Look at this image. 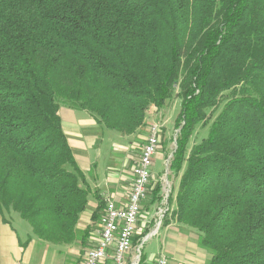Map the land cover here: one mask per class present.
<instances>
[{
    "label": "trees",
    "instance_id": "obj_1",
    "mask_svg": "<svg viewBox=\"0 0 264 264\" xmlns=\"http://www.w3.org/2000/svg\"><path fill=\"white\" fill-rule=\"evenodd\" d=\"M174 97L162 224L196 230L206 264H264V0H0V215L46 243L84 242L91 191L59 107L132 135ZM148 193L159 202L160 182Z\"/></svg>",
    "mask_w": 264,
    "mask_h": 264
},
{
    "label": "crops",
    "instance_id": "obj_2",
    "mask_svg": "<svg viewBox=\"0 0 264 264\" xmlns=\"http://www.w3.org/2000/svg\"><path fill=\"white\" fill-rule=\"evenodd\" d=\"M58 112L61 118L62 128L67 136L70 148L72 149L77 164L86 175L87 183L91 191L87 207L82 212V214L85 212L88 214L87 221L89 220L90 224L86 225L87 227H92L96 223L97 226H99V230L96 232V235H93V233L91 232V234H88L87 237L88 246H93L97 242V238L99 239L104 217L103 207H101L96 221H93L91 217L92 212L98 207V200L95 197L94 193L96 195L99 194L102 196V198L104 199V204L106 198H109L112 199L117 206H125L128 201V194L130 192L133 179L131 168L136 163L139 156L133 161V163L123 160L119 165L115 164L108 166L107 169L109 170L107 171L106 175L101 176L102 174L100 175V173L96 170L97 162L95 160H92L90 157V152L92 149H94V142L100 136V134L98 135L96 127L97 122L91 116H89L88 118L86 115H78L73 109L70 108L60 107ZM147 120L150 125L154 123L152 118ZM119 148L126 149L127 146L120 145ZM160 148H162V145H160ZM157 154L163 155L160 152ZM151 166V183L153 186L156 182H161L160 178L163 177V173H155L154 171H152ZM92 168V175H88V172L91 171ZM171 179L173 181L176 180L178 183V178H174L173 176H171ZM176 188H173L172 186V192L174 191V194ZM154 205L155 203H151L150 207L154 209ZM173 207L174 204L169 207L170 210ZM151 208L148 210L142 209L139 215L140 218L145 217L144 220L146 226H144V228H146L147 223H149L154 218L153 215L155 214V211H153ZM193 230L194 229L186 227L184 225H179L173 220H169L168 223L161 224L158 227L156 233H154V236H158V238L161 239L162 245L160 248V253L166 256L167 264H206L208 262L209 258L211 257V253L210 251H208L209 249L201 245L200 236L196 233V230H194L195 232ZM152 231L150 230L148 231V233H152ZM29 237L31 238L28 243H26L28 238L24 242H21L15 232L10 228L8 222L2 219L0 216V263L43 264V262L45 261L46 263L44 264H65L66 261L70 260L66 252H71L70 249L72 247H70V249H67L70 251L66 252L62 250L63 248H52L54 250L50 251V247L48 244L44 245V243L37 239L35 236ZM81 243L84 244L85 241ZM137 246L138 244L133 245L132 251L129 256L130 258L133 257V250H136ZM74 254H72V256L76 257L78 262L81 251H76V254H78L77 256ZM39 260L40 262H38ZM154 260L155 257L153 258V260H147L144 257L145 264H152ZM110 263L111 260L107 259L106 264Z\"/></svg>",
    "mask_w": 264,
    "mask_h": 264
},
{
    "label": "rangeland",
    "instance_id": "obj_3",
    "mask_svg": "<svg viewBox=\"0 0 264 264\" xmlns=\"http://www.w3.org/2000/svg\"><path fill=\"white\" fill-rule=\"evenodd\" d=\"M60 107L68 108L65 105H61ZM74 111L78 115L79 114L80 115H86L88 118L90 116L84 110H74ZM178 111H179V99L174 97L171 100H169L167 102V104L165 105V107L162 108L161 110L157 111L155 108H153V110L148 112V117L149 116L150 117L149 118L147 117V119L152 118L154 123H161L162 124L161 130H160V139H159V143H160V145H162V148H160V146L158 147V149H157V151L153 157L151 169H152V171H154L157 174L163 173V175H162L163 177L160 178V180H161V182H160V184H161V200L159 202L155 203L154 209L151 208L150 207L151 198H150V195L147 191L146 198L142 202L143 206H141V209H140V213H141L142 209L148 210L151 208L153 211H155V214L153 215L154 218L151 220L152 222L150 221L149 222L150 224L147 223V227H148L147 230L148 231L153 230L152 234L148 238H144L146 235L141 238L142 245L139 249L140 253H142L147 260H150V259L153 260V258L154 257L156 258L161 251V249H160L161 245H162L161 239H159L158 236H154V233H156L158 227L162 224V219H163L164 213L168 209H170L169 208L170 205L168 204V196L170 195L171 190L168 192V195L166 196L167 193L164 190V186H165V189H167V183H168L170 185V189H172V186H173V188L177 187V181L176 180L173 181L171 179V176H173V174L169 171L168 164H169V159L171 157L170 154L175 147L174 138H175L177 129L174 126V119H175ZM147 119H146V124L140 130L136 131L132 135H124V134H121L120 132H118L116 130H112V129L102 127L96 123L97 125H99V126L96 125V127H97V131H98V135L100 134V136L94 142V146H93L94 149L91 150L90 157L92 160H95L97 162L96 170L100 173V175L102 174L101 176L106 175L107 171L109 170V169H107L108 166L115 165V164L119 165L123 160H126L127 162L129 161V162L133 163V161L139 156V152H140V150H141V148H142V146L146 140V137L149 133L150 126L152 125V124L150 125L147 122L148 121ZM100 127H102V128H100ZM100 129H101V132H100ZM207 132H208L207 126L198 127L192 135V138L190 140V145L194 142L200 141L203 137H205L207 135ZM120 145H125V146H127V148L121 149V148H119ZM159 152L162 153L163 155L157 154ZM165 160H166V163H165ZM92 171H93V168H92ZM171 180H172V182H171ZM149 181L150 182H149L148 188H150L151 184H152L151 183V172H150ZM166 181H167V183H166ZM171 184H172V186H171ZM171 195L174 196V191L172 192ZM148 205H149V207H148ZM140 213H139V215H140ZM87 216H88V214L86 212L81 214L80 220L76 226V230L78 233L83 234V231L87 227L86 225L90 224L89 220L87 221V218H88ZM1 218L6 219L10 228L15 232V234L21 240V242H24L29 236L34 237L29 222L27 220L21 218L17 212L12 211V210L4 211ZM144 219H145V217H143V218L139 217L138 218V221H137L138 232L145 230L144 226H146L145 225L146 223H145ZM93 226L89 230V235L91 234V232L93 233V235H96V232L99 230V226H97V223L94 224ZM196 233L199 235L198 232H196ZM81 242L82 241H80V237H79L76 240V242L68 244V245L50 244V243H46V242H43V243H44V245L45 244L49 245L50 251L54 250L55 248H57V249L63 248L62 250L65 252L71 250V252H66L67 255L69 256L70 260L66 261L65 264H83L84 256H85V254H83V253H85L86 252L85 250L90 248L91 245L88 246V240L87 239L85 240L84 244ZM70 247H72V248L70 249ZM52 248H54V249H52ZM67 249H70V250H67ZM78 250L81 251V254H80L79 260L77 262L76 257L72 256V254L75 253L74 255L77 256L78 254H76V251L78 252ZM208 251H210V253H211L210 249ZM137 253H138V251H136L134 249L133 255H136ZM62 255H63V253H62ZM109 260H111V259H109ZM38 262H40V260ZM44 263H46V262L44 261L43 264ZM104 264H106V262Z\"/></svg>",
    "mask_w": 264,
    "mask_h": 264
},
{
    "label": "built area",
    "instance_id": "obj_4",
    "mask_svg": "<svg viewBox=\"0 0 264 264\" xmlns=\"http://www.w3.org/2000/svg\"><path fill=\"white\" fill-rule=\"evenodd\" d=\"M161 126V123H153L150 126L138 160L131 168L133 179L126 205L123 207L117 206L112 199L106 198L99 239H97L95 245L86 250L83 264H104L107 259H111V264L139 263L141 241L136 248L138 253L133 255L132 258L129 256L133 248V237L139 233L137 221L142 202L146 198L149 189L152 159L160 146ZM164 190L167 196L170 191L168 183L167 189L164 186ZM152 264H167V258L159 253Z\"/></svg>",
    "mask_w": 264,
    "mask_h": 264
},
{
    "label": "water",
    "instance_id": "obj_5",
    "mask_svg": "<svg viewBox=\"0 0 264 264\" xmlns=\"http://www.w3.org/2000/svg\"><path fill=\"white\" fill-rule=\"evenodd\" d=\"M172 155V154H171ZM151 235V233H147L146 236L144 238H147ZM140 246V245H139ZM139 256H140V253H139Z\"/></svg>",
    "mask_w": 264,
    "mask_h": 264
}]
</instances>
